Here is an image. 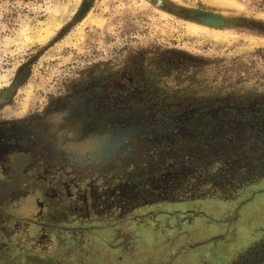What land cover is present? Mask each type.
<instances>
[{
    "label": "rangeland",
    "instance_id": "374dc122",
    "mask_svg": "<svg viewBox=\"0 0 264 264\" xmlns=\"http://www.w3.org/2000/svg\"><path fill=\"white\" fill-rule=\"evenodd\" d=\"M14 154L89 209L0 184V264H264V0H0Z\"/></svg>",
    "mask_w": 264,
    "mask_h": 264
},
{
    "label": "flooded vegetation",
    "instance_id": "af4514ba",
    "mask_svg": "<svg viewBox=\"0 0 264 264\" xmlns=\"http://www.w3.org/2000/svg\"><path fill=\"white\" fill-rule=\"evenodd\" d=\"M24 155L25 154H14L12 156V159L9 161V164H12V162H13V164L11 165V169H10L11 172H10V174L8 173V176H6V177H4L2 175V174H4L3 172L0 173V184H3V186L7 189H11L12 187H15L16 185H20V186L25 188L26 185H28V183L29 184L32 183L31 184L32 185V189H31L32 193H34L37 196V198L39 199L37 204L40 208V211L42 212L41 214L40 213L37 214L36 220L32 223V225L34 224L35 227H39L38 230H41V231L45 230L46 226H48L47 222H45V221H48V220H46L45 217L42 218V216H43V211H45L46 215H48V213L49 214L51 213L52 210L49 207L50 204L58 205V206L66 204L65 210H68V212H76L78 210L81 211V205H82V210L88 211L89 206L87 204H83V202H81L79 200L78 196L73 197L71 194L68 196L63 195L67 191L68 183L71 181L72 178H75V176L77 174L76 170L70 169V168H67L68 170H66L65 168H62L61 166L54 167L53 164L51 165L49 163L41 165V166L35 165L33 168L25 169L27 167L26 165L15 164V162H17L15 160L16 158H19L18 160L20 162L28 159ZM64 159L65 160L67 159V157H65V154L63 155L62 161H64ZM101 166L102 165H94V166L83 165L82 167L79 168L78 173L80 176H78V177H81L82 174H84V173L97 172V169L101 168ZM40 167H43L44 170L47 169V172L45 173V175H47V173H49V175L47 177L43 178V176L40 172V169H42V168H40ZM7 169H8V165H6V167H4V168L0 167L1 171H6ZM99 171H102V170L100 169ZM81 178H83V177H81ZM48 187L52 188L53 192L58 193L57 198L54 201H50L49 198L45 197V193L43 190H44V188H48ZM61 188H62V190H61ZM25 200H26V198H25ZM75 200L79 201V207L75 206ZM84 203H86V202H84ZM27 206H29V202L28 203L26 202L24 207L26 208ZM57 208L59 209V207H57ZM47 211H48V213H47ZM38 236H41V234H39ZM41 245L42 244H39V247ZM40 248H42V246Z\"/></svg>",
    "mask_w": 264,
    "mask_h": 264
},
{
    "label": "bare ground",
    "instance_id": "6f19581e",
    "mask_svg": "<svg viewBox=\"0 0 264 264\" xmlns=\"http://www.w3.org/2000/svg\"><path fill=\"white\" fill-rule=\"evenodd\" d=\"M219 1V0H217ZM227 2V1H225ZM223 6V5H222ZM211 12V11H210ZM215 13V14H214ZM209 13V12H204L202 14V16L211 24H213V26L217 25V24H221L222 23V20H223V17L221 16L222 14L221 13ZM208 23V25H209ZM3 96V95H2ZM2 98V97H1Z\"/></svg>",
    "mask_w": 264,
    "mask_h": 264
},
{
    "label": "water",
    "instance_id": "95a60500",
    "mask_svg": "<svg viewBox=\"0 0 264 264\" xmlns=\"http://www.w3.org/2000/svg\"><path fill=\"white\" fill-rule=\"evenodd\" d=\"M201 18L203 19V20H205L206 22H208L203 16H202V14H201ZM209 23V22H208ZM211 24V23H210Z\"/></svg>",
    "mask_w": 264,
    "mask_h": 264
}]
</instances>
